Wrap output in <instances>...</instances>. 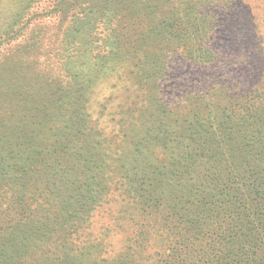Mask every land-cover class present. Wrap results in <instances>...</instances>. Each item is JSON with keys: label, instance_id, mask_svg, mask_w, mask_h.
<instances>
[{"label": "trees", "instance_id": "trees-1", "mask_svg": "<svg viewBox=\"0 0 264 264\" xmlns=\"http://www.w3.org/2000/svg\"><path fill=\"white\" fill-rule=\"evenodd\" d=\"M13 1L7 0L8 12L0 6L1 38L43 0H18L21 11L12 15ZM261 1L157 0L158 19L144 46H155L156 57H182L219 71L206 88L164 97L159 87L174 81L173 63L160 60L156 86L142 93L141 109H133L137 115L127 126L119 123L132 110L119 107L115 125L96 123L94 140L81 135L82 147L78 139L53 143L45 156L3 155L11 145L6 136L0 264H264V67L245 59L264 57V15L250 18L253 44L227 54L218 47L222 32L238 34V43L240 33L249 34L242 17L261 10ZM169 5L173 10L165 14ZM70 21H76L70 25L76 37L90 38L99 18L91 10ZM105 44L109 49L93 63L99 78L125 70L130 62L123 58L141 52L115 50L110 37ZM230 57H242L247 73H221L233 67ZM132 75L135 87L145 81ZM146 118L158 123L140 131L134 121ZM117 137L124 144L111 147Z\"/></svg>", "mask_w": 264, "mask_h": 264}, {"label": "rangeland", "instance_id": "rangeland-1", "mask_svg": "<svg viewBox=\"0 0 264 264\" xmlns=\"http://www.w3.org/2000/svg\"><path fill=\"white\" fill-rule=\"evenodd\" d=\"M261 3V0H256L253 5ZM19 4L18 0L12 2L10 14L21 11ZM0 6L1 10L7 11V0H0ZM157 8V0H43L28 8L14 31L4 38L0 37V133L3 132L0 135V148L6 146V136L11 138V145L3 151V155L42 153L45 156L52 151L50 147L53 143L77 139L75 145L82 147L84 136L81 135L91 136L94 140L95 132H98L96 123L115 125L121 107L132 110L119 123H126L127 126L132 121L131 117L137 115L133 109H141L142 93L156 86L153 77L159 72L161 61L168 67L173 63L170 74L174 81L169 85L164 82L159 87L166 98L172 93L181 96L184 90L190 91L194 87L201 90L213 83L219 71L212 67H197L178 59L182 57H156L153 55L155 46H144L143 40L151 35V28L154 31L156 26ZM91 10L97 14L99 23L91 30L90 38L84 32H81L80 38L76 37L70 28L76 26V21H70L72 15L80 17L84 11ZM172 10L173 7L166 6L165 14ZM255 14L260 15L256 16L261 20L264 7L244 12L245 18L243 16L242 19L248 23L249 34L240 33L239 43L236 41L238 34L222 32L218 47L228 49H222L225 54L232 49L237 50L241 45L254 43L252 39L257 37L252 31L255 21L250 18ZM2 21L0 19V28ZM93 37L104 39V42ZM107 37H110L111 47H115V50L125 53L130 49H141V52L137 54L139 57L123 58L130 62L125 70L99 78L93 63L102 58L95 57L99 52L109 49L105 44ZM88 41L93 47L88 45ZM89 47L91 49L85 52ZM230 58L234 60L233 67L224 68L221 73H247L240 60L242 57ZM245 59L248 65L253 63L259 68L264 67V57ZM135 72L145 79L136 87L132 75ZM90 81L94 82L88 87ZM80 97H85L87 102L78 103ZM81 104L85 107L83 112ZM85 112L88 124L82 129L79 121L85 119L82 116ZM146 113L148 117L150 113ZM134 122L140 131L151 129L158 123L149 118ZM42 125L51 132L44 130ZM38 127L40 134L36 132ZM113 142L111 147L124 144L118 137ZM5 168V177L12 183L14 175L8 167ZM6 203L10 205V201ZM4 207L0 208L1 212L6 209Z\"/></svg>", "mask_w": 264, "mask_h": 264}]
</instances>
